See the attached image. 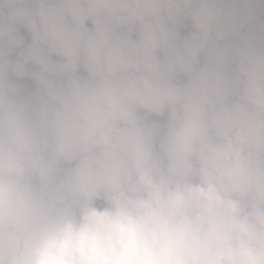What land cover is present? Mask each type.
<instances>
[{"label": "clouds", "instance_id": "obj_1", "mask_svg": "<svg viewBox=\"0 0 264 264\" xmlns=\"http://www.w3.org/2000/svg\"><path fill=\"white\" fill-rule=\"evenodd\" d=\"M0 264H264V0H0Z\"/></svg>", "mask_w": 264, "mask_h": 264}]
</instances>
